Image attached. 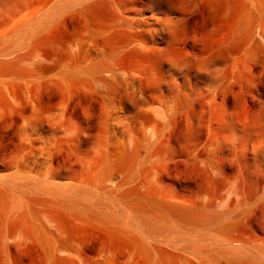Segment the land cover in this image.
Instances as JSON below:
<instances>
[{
    "label": "bare ground",
    "instance_id": "obj_1",
    "mask_svg": "<svg viewBox=\"0 0 264 264\" xmlns=\"http://www.w3.org/2000/svg\"><path fill=\"white\" fill-rule=\"evenodd\" d=\"M0 264H264V0H0Z\"/></svg>",
    "mask_w": 264,
    "mask_h": 264
}]
</instances>
